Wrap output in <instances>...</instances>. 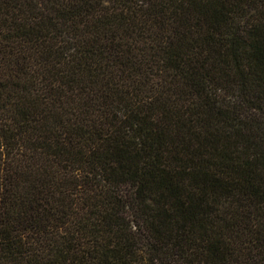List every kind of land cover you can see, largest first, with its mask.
I'll use <instances>...</instances> for the list:
<instances>
[{
    "label": "trees",
    "instance_id": "obj_1",
    "mask_svg": "<svg viewBox=\"0 0 264 264\" xmlns=\"http://www.w3.org/2000/svg\"><path fill=\"white\" fill-rule=\"evenodd\" d=\"M0 264H264V0H0Z\"/></svg>",
    "mask_w": 264,
    "mask_h": 264
}]
</instances>
